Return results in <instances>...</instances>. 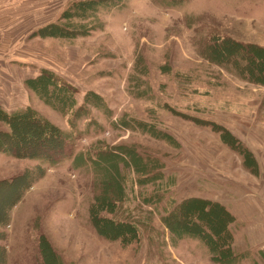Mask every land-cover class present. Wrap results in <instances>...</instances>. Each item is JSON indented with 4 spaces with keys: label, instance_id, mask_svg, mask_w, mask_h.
Wrapping results in <instances>:
<instances>
[{
    "label": "rangeland",
    "instance_id": "obj_1",
    "mask_svg": "<svg viewBox=\"0 0 264 264\" xmlns=\"http://www.w3.org/2000/svg\"><path fill=\"white\" fill-rule=\"evenodd\" d=\"M226 37L264 48V0H0V264H222L165 224L192 198L228 213L230 264H264V84L203 57ZM25 114L71 157L36 158Z\"/></svg>",
    "mask_w": 264,
    "mask_h": 264
},
{
    "label": "trees",
    "instance_id": "obj_2",
    "mask_svg": "<svg viewBox=\"0 0 264 264\" xmlns=\"http://www.w3.org/2000/svg\"><path fill=\"white\" fill-rule=\"evenodd\" d=\"M162 1L177 6L185 3L187 0ZM203 57H207L212 61L223 62L225 65L235 68V72L249 80V82L253 81L256 84H264V48L260 46L252 44L244 45L229 37L219 40L212 39L211 45L205 47ZM26 117L27 115L25 114L11 119L14 122L16 120H24ZM27 118L33 120V125L41 128L40 137L42 139L52 141H50L53 146L51 151L48 150V152L37 155L36 158L52 164L71 157L67 151L64 137L58 131L45 124L41 119L35 118V116ZM203 124L213 130H220L219 127L210 123ZM52 139L56 142H53ZM49 152H51L50 155H48ZM24 153H26V156H29L28 152ZM137 166V171L140 173L146 171L143 169L145 165ZM141 166L143 167L141 168ZM122 196L105 197L103 199L104 210H110L106 206H115L116 203L120 202ZM213 214H218L219 216L218 220L214 219L215 223L211 219ZM164 219L166 226L170 227L172 231L199 237L201 242L210 250L208 252L215 256L217 262L222 264L231 263L232 251H230L228 245L230 237L226 225L229 222V215L219 204L198 198L188 199L179 204L172 213H168ZM92 224L98 233L99 230L103 231L106 229L112 231L116 238H126L128 236L127 234H131L132 232L134 235L131 236L136 238L135 229L131 225L123 222H115L113 219L109 221L105 219L99 220L96 208L92 209ZM119 230H121V233H119ZM124 240L127 241V239Z\"/></svg>",
    "mask_w": 264,
    "mask_h": 264
}]
</instances>
